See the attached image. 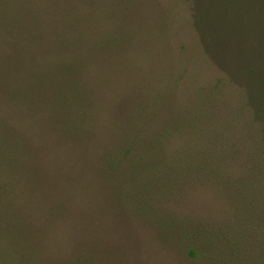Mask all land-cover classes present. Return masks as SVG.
<instances>
[{
	"label": "rangeland",
	"instance_id": "rangeland-1",
	"mask_svg": "<svg viewBox=\"0 0 264 264\" xmlns=\"http://www.w3.org/2000/svg\"><path fill=\"white\" fill-rule=\"evenodd\" d=\"M263 88L264 0H0V264H264L263 227L246 248L215 233L216 188L155 200L154 175L106 167L168 131L167 150L220 132L264 158Z\"/></svg>",
	"mask_w": 264,
	"mask_h": 264
},
{
	"label": "trees",
	"instance_id": "trees-1",
	"mask_svg": "<svg viewBox=\"0 0 264 264\" xmlns=\"http://www.w3.org/2000/svg\"><path fill=\"white\" fill-rule=\"evenodd\" d=\"M210 36L212 35L210 34ZM246 41H249V39ZM239 44L234 47L243 49ZM234 47L223 46L225 50ZM250 47L252 48V45ZM236 52L235 61L224 62L223 65L229 64L238 67L241 72L245 71V77L251 75L253 79H247V81H251L252 88L246 85V91L248 92V88H251L253 93L255 92L256 102H261L259 90L261 77L260 74L254 76L255 70H260V64H248L250 52ZM242 93L246 95L244 91ZM244 101L248 105V99L244 98ZM256 102L253 100V105ZM215 129H211V131ZM201 132L203 135L208 133L205 128ZM170 134L169 131L162 136L159 134L155 142L148 147H144L138 142L137 144L135 142L129 143L130 146L124 148L119 166L116 168L112 162H108L106 167L110 172L114 171V174L125 171L128 173V180L133 179L136 174L140 175L139 171L144 177L154 175L153 181L141 180L139 184L147 192L148 198L151 197L155 200L159 195L163 196L164 193L174 196L180 195V193L184 194L188 189L197 187V184H204L203 187L207 188H216L230 209L232 218L229 221L220 219V222L222 221L225 224L224 229L219 230V233H215L225 241H229L234 237L233 240L236 241V245L239 243V247L246 248L250 246V244L240 245L244 241L249 242L248 239L241 238V235L246 234L248 237V233L251 235V232L264 228V158L262 148L257 147L254 154H251L252 157H247L244 154L245 145L242 143L241 137L227 139L220 132H216L214 142L208 139L206 144L201 147H197L194 138H190L184 145L167 150V140ZM219 139L220 144L217 143ZM223 141L230 142L233 147L223 144ZM174 176L191 178L188 183H194L195 185L194 187L178 190L168 181H156L159 178H172ZM137 181L139 182L138 178ZM117 195L121 197L119 192ZM138 215L143 217L140 218L148 220L147 216L141 211H138ZM224 230L226 233H224Z\"/></svg>",
	"mask_w": 264,
	"mask_h": 264
}]
</instances>
